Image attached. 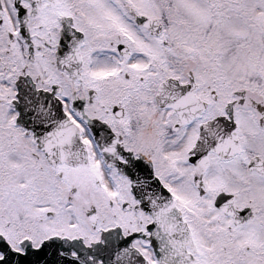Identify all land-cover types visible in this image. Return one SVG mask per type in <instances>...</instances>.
<instances>
[{
  "label": "snow or ice",
  "instance_id": "1",
  "mask_svg": "<svg viewBox=\"0 0 264 264\" xmlns=\"http://www.w3.org/2000/svg\"><path fill=\"white\" fill-rule=\"evenodd\" d=\"M0 264H264V0H0Z\"/></svg>",
  "mask_w": 264,
  "mask_h": 264
}]
</instances>
